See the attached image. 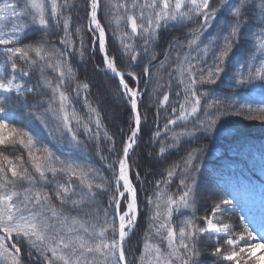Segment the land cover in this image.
Here are the masks:
<instances>
[{"label":"snow or ice","instance_id":"obj_1","mask_svg":"<svg viewBox=\"0 0 264 264\" xmlns=\"http://www.w3.org/2000/svg\"><path fill=\"white\" fill-rule=\"evenodd\" d=\"M86 52L127 128L90 101L73 65ZM0 57V264H260L264 200L257 216L232 193L204 197L197 142L225 116L264 122V0H0ZM146 125L161 170L130 259Z\"/></svg>","mask_w":264,"mask_h":264},{"label":"trees","instance_id":"obj_2","mask_svg":"<svg viewBox=\"0 0 264 264\" xmlns=\"http://www.w3.org/2000/svg\"><path fill=\"white\" fill-rule=\"evenodd\" d=\"M227 15V13H225ZM178 32H171V34H165L163 41L160 42V47L156 49L157 52L161 53L160 58L163 59V48L167 47L166 41L171 39V36L178 35ZM109 46L112 49H119L120 43L119 40L115 39L111 33H109ZM239 56V54H238ZM80 59V62L78 60ZM79 62V63H78ZM101 62L100 54L97 52L93 55L91 52H86L83 60L77 55L73 58V65L77 72L78 78L81 81L87 80L90 83V101L95 105L99 106L103 110V114L106 117L105 124L109 127L110 131H117L118 128L124 127L127 128L128 124V113L125 108V105L121 103L114 95H112V90L115 87L116 81L110 79L109 74H105L103 71H96L95 65ZM127 65L125 64V68ZM139 70V69H137ZM228 84L226 80L221 88L218 89V93L222 92V87ZM143 87V85H141ZM105 89L106 92L100 94V91ZM260 94V93H259ZM74 95V94H73ZM251 99L259 102L258 95L252 93ZM114 106L115 112L110 113V108ZM118 114V115H117ZM219 130H214L213 134L208 137H202L197 143H201L202 140L209 138L212 142L210 145L205 147V155L201 165L202 172L200 183L207 179L213 186V189L209 188L208 191H202L203 193L207 192V195L212 192H216L219 196H227V193L220 186V181L224 178V174H232L237 172L239 168H242L243 165H246L247 171L251 172V168L255 166V159L251 157V161H244L242 159H234L235 153L238 152L241 148H245L248 152L254 150L256 140L258 138L264 137V126L260 122L244 120L242 117L235 116H225L221 119L218 125ZM154 130V127L152 128ZM145 135L141 139L139 147L136 149L135 154L132 156V161L134 164H139L141 180L144 181L143 188L141 187L140 181H135V171L134 168L132 173V178L135 181V186L139 191V200H140V211L141 216L138 220V227L135 230L133 235V251L130 255V259L138 255V252H135V245L137 241H140L144 237V232L147 227V218H148V208L145 206V195L146 192H150L154 184L155 179H158L159 176L152 175L153 172L159 173L161 166L158 164V161L155 158L149 157L148 153L152 151V148L149 146V138L151 136V131L148 126H145ZM119 139V138H118ZM256 141V142H255ZM243 148V149H244ZM92 152V148H89ZM237 149V150H236ZM158 150V146H157ZM212 150L216 151L215 155L209 154ZM15 151V149H13ZM183 153H176L172 156L173 160L179 159V156ZM222 155L225 157L231 156L230 165L226 164V161L223 163ZM92 158L96 166H101L98 159L94 156L92 152ZM246 172L243 175L249 176ZM174 190V186H173ZM106 200V198H105ZM205 264H211L209 256L202 258Z\"/></svg>","mask_w":264,"mask_h":264},{"label":"rangeland","instance_id":"obj_3","mask_svg":"<svg viewBox=\"0 0 264 264\" xmlns=\"http://www.w3.org/2000/svg\"><path fill=\"white\" fill-rule=\"evenodd\" d=\"M78 60L80 62L79 58H78ZM226 89H227V84L224 85V87H222V91H224ZM105 92H106V90L102 89L100 91V94H103ZM77 107L79 108L80 104H78ZM115 111H116L115 107L112 106L110 108V113H114ZM256 122H260L264 126V122H261V121H256ZM40 136H41L42 140L47 142L46 133H44L43 129H40ZM256 141H255L256 144H255L254 150H251V151L248 152L243 147L244 149L241 148L238 152L235 153V156L232 157L234 159H242V160H244L246 162L247 161H251V157H253L255 159V166L253 168H251V172L247 171V169H246L247 163H246V165H243L242 168H239L237 172H233L232 174H225L224 178L238 180V179H240L241 174H244V172H246L249 176L252 177L253 181L256 183L254 191H252L250 193L242 191V192H239L237 194H238L239 197H242V198H240L241 204L246 209L251 210V212L253 214L258 216L259 210H260V206H261V201L264 200V137L258 138ZM211 144H212V142L209 140V138H207L205 140V142H204V140H202V142L200 143V145H203L204 147L208 146L209 148H211L210 147ZM216 151H218V150H212V152H210L209 154L215 155ZM94 156H95V154H94ZM222 157H224V156L222 155ZM230 157L231 156H229V157L225 156L222 159L223 163L226 161V164H228V166H229L230 163H232ZM257 175H259V177L262 180L260 178L258 179L256 177ZM259 185H262V186H259ZM209 188H211V190L213 189V186L211 185L209 180H207V179L203 180L202 184H201V191H208L209 192L210 191ZM216 192L209 193L208 195H207V192L206 193L204 192L203 195H204V197H212L213 195L219 196ZM242 195H244V196H242ZM201 204H202V206L200 208V213L199 214L202 215L204 207H206V204H204L203 201H201ZM148 215H149V210H148ZM147 228H148V218H147L146 230H147ZM256 255L261 257L260 264H264V249H261V248L256 249ZM210 259H211V257H210Z\"/></svg>","mask_w":264,"mask_h":264}]
</instances>
